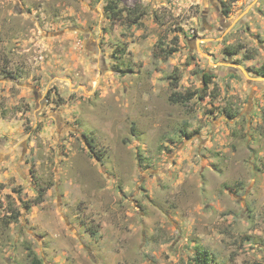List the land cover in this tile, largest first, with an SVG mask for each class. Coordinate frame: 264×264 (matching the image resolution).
<instances>
[{
  "label": "rangeland",
  "instance_id": "rangeland-1",
  "mask_svg": "<svg viewBox=\"0 0 264 264\" xmlns=\"http://www.w3.org/2000/svg\"><path fill=\"white\" fill-rule=\"evenodd\" d=\"M107 1L0 0V264H264V0Z\"/></svg>",
  "mask_w": 264,
  "mask_h": 264
},
{
  "label": "trees",
  "instance_id": "trees-1",
  "mask_svg": "<svg viewBox=\"0 0 264 264\" xmlns=\"http://www.w3.org/2000/svg\"><path fill=\"white\" fill-rule=\"evenodd\" d=\"M237 0H232V2H235ZM119 1L118 0H109L107 1V5L105 7V11L107 12L108 17L112 20L115 21L119 16L121 15V11L122 9H117V5H118ZM126 18L128 19L130 24H135L137 22H139L142 19V11L140 10V7L138 4L133 5L132 8L130 9H126ZM224 14H227L229 12V10L227 9V7H224L223 10ZM173 52H175V49H170L169 51V55L172 54ZM260 73L261 76H264V66L261 67L258 71ZM209 81H206V83H208ZM189 97L188 98H183L180 95H175V98L173 99L175 102H188L189 101ZM89 146L92 148V145L89 144ZM194 262L196 264H209L210 259L208 257L207 252L202 251L200 253H198L197 256L194 257ZM30 264H41V262L35 257L32 256L31 262Z\"/></svg>",
  "mask_w": 264,
  "mask_h": 264
}]
</instances>
